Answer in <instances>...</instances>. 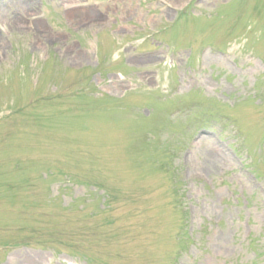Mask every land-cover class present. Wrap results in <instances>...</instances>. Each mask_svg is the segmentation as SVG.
Returning <instances> with one entry per match:
<instances>
[{
    "label": "rangeland",
    "instance_id": "rangeland-1",
    "mask_svg": "<svg viewBox=\"0 0 264 264\" xmlns=\"http://www.w3.org/2000/svg\"><path fill=\"white\" fill-rule=\"evenodd\" d=\"M0 264H264V0H0Z\"/></svg>",
    "mask_w": 264,
    "mask_h": 264
}]
</instances>
